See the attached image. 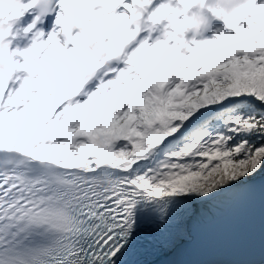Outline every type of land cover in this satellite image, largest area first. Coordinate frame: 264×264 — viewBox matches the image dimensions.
Here are the masks:
<instances>
[{"label":"snow or ice","instance_id":"snow-or-ice-1","mask_svg":"<svg viewBox=\"0 0 264 264\" xmlns=\"http://www.w3.org/2000/svg\"><path fill=\"white\" fill-rule=\"evenodd\" d=\"M227 23L167 72L160 39L0 59V264H152L197 207L264 193V0Z\"/></svg>","mask_w":264,"mask_h":264},{"label":"clouds","instance_id":"clouds-1","mask_svg":"<svg viewBox=\"0 0 264 264\" xmlns=\"http://www.w3.org/2000/svg\"><path fill=\"white\" fill-rule=\"evenodd\" d=\"M153 3L154 0H131V3L125 0H58L61 12L56 14L54 25L59 26L66 44L71 43L72 47L62 46L54 30L48 40L39 45L32 43L24 50H10L12 40L20 34L13 29L21 18L31 10L38 11L33 22L22 29L27 35L50 14L53 0H27L26 3L24 0H0V59L8 64L19 56L27 67L37 54L35 49L53 41L61 51L66 49L69 59L77 62L81 69L99 67L119 60L142 31H147L149 37L160 31L162 38L157 50L172 45L168 63L164 65L163 58L159 61L167 72L181 62L182 50L190 49L193 44L203 46L207 39L198 37H203L214 21H222L227 27V22H234L240 13V0H162L149 13ZM121 7L126 11L117 12Z\"/></svg>","mask_w":264,"mask_h":264},{"label":"water","instance_id":"water-1","mask_svg":"<svg viewBox=\"0 0 264 264\" xmlns=\"http://www.w3.org/2000/svg\"><path fill=\"white\" fill-rule=\"evenodd\" d=\"M223 30L221 21H214ZM166 264L264 262V193L197 207L186 234L162 254Z\"/></svg>","mask_w":264,"mask_h":264},{"label":"rangeland","instance_id":"rangeland-1","mask_svg":"<svg viewBox=\"0 0 264 264\" xmlns=\"http://www.w3.org/2000/svg\"><path fill=\"white\" fill-rule=\"evenodd\" d=\"M126 3H128V2H126ZM159 4H160V3H159ZM159 4L155 5V7L158 6ZM119 12H120V11H119ZM121 12H122V11H121ZM211 28H212V27H211ZM51 29H52L51 26L47 27V32H46V34H45V36H46L45 39H47L48 35H49L50 33L53 32ZM56 32H57V31H56ZM218 34H221V30H219V31H215V32H213V33H208L206 36L198 37V39H202V38H203V39H214L215 36L218 35ZM161 38H162V36H161V32H160V31H157V32H155V33H152L151 37H149V33H148L147 31H142V32L140 33V37H138L137 40H136V42L132 45V48L138 46L139 42H141V41H143V40H145V39H147L149 45L151 46L152 44H154V43L157 41V39H161ZM25 46H26L25 44L20 45L19 43H17V49H16V47H15L14 50H23V48H24ZM182 51H184V50H182ZM185 54H187V53H185ZM20 59L22 60V58H20ZM121 66H123V65H121Z\"/></svg>","mask_w":264,"mask_h":264},{"label":"bare ground","instance_id":"bare-ground-1","mask_svg":"<svg viewBox=\"0 0 264 264\" xmlns=\"http://www.w3.org/2000/svg\"><path fill=\"white\" fill-rule=\"evenodd\" d=\"M162 2V0H154V3H153V5L149 8V13L152 11V10H154V8H155V5H157V4H159V3H161ZM117 10H119L120 12L122 11H126L123 7H121V8H119V9H117ZM116 10V11H117ZM118 11V12H119ZM55 20V19H54ZM53 25H54V23H53ZM52 30H55V26H53L52 27ZM219 30H222L221 29V27L219 26V25H217L215 22H213V24H212V28L210 29V30H208L207 32H205V34H204V36H206L208 33H213V32H215V31H219ZM224 31H226V32H230L231 30H229V29H227V30H224ZM20 32V31H19ZM43 37H45V36H43ZM139 37H140V34H139ZM21 39V40H23V41H25L26 42V40H27V35H24L23 33H22V31L20 32V34L17 36V38L16 39H14V46L16 47V49H17V40L18 39ZM57 39H58V41L60 42V44L62 45V46H66L67 48H70L71 46L70 45H67L66 43H65V41H64V38L63 37H60L59 35H57ZM28 45H30V44H28ZM132 47V46H131Z\"/></svg>","mask_w":264,"mask_h":264},{"label":"trees","instance_id":"trees-1","mask_svg":"<svg viewBox=\"0 0 264 264\" xmlns=\"http://www.w3.org/2000/svg\"><path fill=\"white\" fill-rule=\"evenodd\" d=\"M264 264V263H263Z\"/></svg>","mask_w":264,"mask_h":264}]
</instances>
